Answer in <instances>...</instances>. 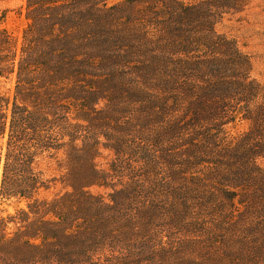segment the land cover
<instances>
[{
  "label": "trees",
  "instance_id": "obj_1",
  "mask_svg": "<svg viewBox=\"0 0 264 264\" xmlns=\"http://www.w3.org/2000/svg\"><path fill=\"white\" fill-rule=\"evenodd\" d=\"M237 1L25 0L19 41L0 13V202L25 201L0 264H264V83L217 31Z\"/></svg>",
  "mask_w": 264,
  "mask_h": 264
},
{
  "label": "rangeland",
  "instance_id": "obj_2",
  "mask_svg": "<svg viewBox=\"0 0 264 264\" xmlns=\"http://www.w3.org/2000/svg\"><path fill=\"white\" fill-rule=\"evenodd\" d=\"M24 3L25 0H0V13H5L1 27L10 32L18 41L21 38L22 29L26 25ZM217 31L237 41L240 49L248 54L252 61V76L264 83V0H238L236 9H230L228 13L223 15L217 25ZM12 85V80L0 82V88L7 92H11ZM246 129L247 122L239 121L231 129V133L236 134ZM112 157L113 155L110 151L101 149L96 162L99 167H106L107 162ZM258 163L264 169V159L259 160ZM40 167L45 168V160L41 161ZM51 172V170H48L47 173ZM98 191L104 193V189H98ZM40 195H50V193L41 192ZM20 207H25L24 200L11 199L2 201L0 202V215L5 216L13 213L15 209ZM158 223H160L161 228H167L170 221L168 217H165V220H159ZM172 235L171 240L175 243L173 247L178 246L177 244L182 242L181 256L189 255L195 257L199 253L200 248L195 243L196 236L192 235L191 232L174 229L172 230ZM157 257L155 260H158ZM166 257H169V261H173L172 252H167Z\"/></svg>",
  "mask_w": 264,
  "mask_h": 264
}]
</instances>
